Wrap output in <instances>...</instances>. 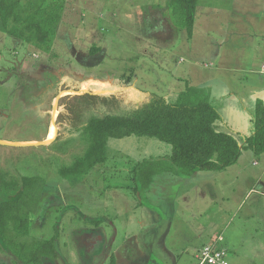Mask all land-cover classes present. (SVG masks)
<instances>
[{"label": "rangeland", "instance_id": "rangeland-1", "mask_svg": "<svg viewBox=\"0 0 264 264\" xmlns=\"http://www.w3.org/2000/svg\"><path fill=\"white\" fill-rule=\"evenodd\" d=\"M62 1L63 16L49 52L0 30V140L39 142L47 139L51 125L55 130L51 140L55 139L48 144L0 147V170L29 180L33 189L41 188L38 209L28 216L32 220L28 238L44 242L56 235L57 260L81 264L83 249L72 240L74 232L104 227L112 236L115 228L122 233L126 222L137 228L141 209L136 204L169 211L174 203L168 242L176 247L192 244L178 264H197L198 248L209 242L205 237L213 236L230 262L264 264V234L252 233L250 224L243 226L237 219L223 226L218 221L226 219L221 211L234 209L236 195H241L261 159L250 150H242L224 170L199 171L193 178H184L173 170L164 171L159 160L170 153L169 144L131 135L108 139L106 162L86 174L71 180L60 173L85 150L77 127L91 114L121 113L151 96L172 102L187 84L201 85L211 75L223 77L230 89L256 83L263 77L257 70L264 62V0H221L217 6L224 19H205L203 1L198 0L191 37L171 16L168 0ZM245 11L251 12L249 19L234 16ZM28 76L53 81L41 97L43 102L37 94L29 96L24 86ZM126 78L130 83L125 84ZM212 104L218 106V100ZM234 137L240 143L244 138ZM148 172L153 174L151 179L145 176ZM206 181L212 186L200 194ZM31 196H26L27 204L33 201ZM175 238L178 241L171 243ZM89 244L94 248V242ZM0 264H20L1 241Z\"/></svg>", "mask_w": 264, "mask_h": 264}, {"label": "trees", "instance_id": "trees-1", "mask_svg": "<svg viewBox=\"0 0 264 264\" xmlns=\"http://www.w3.org/2000/svg\"><path fill=\"white\" fill-rule=\"evenodd\" d=\"M197 3L198 0L167 1L171 16L186 29L189 37L195 25ZM64 8L62 0H0V30L37 50L49 52ZM128 83L130 79L126 78L125 84ZM219 121L220 114L210 100L208 89L191 84H187L172 102L151 96L137 107L121 113L91 114L77 127L86 142L85 150L69 165L61 167V176L72 180L105 163L108 139L131 135L169 144L170 153L159 160L163 162L164 171L173 170L183 176L224 170L237 161L242 150L257 155L264 153V98L255 103L253 131L241 145L234 135L218 129ZM152 175L151 172L145 174L148 179ZM138 180L142 183L140 177ZM28 181L0 170V241L20 264L56 261V235L44 242L28 238L32 222L28 216L38 209L41 190L31 188L33 183ZM133 191L139 192L137 187ZM29 194L32 195L31 204L26 200Z\"/></svg>", "mask_w": 264, "mask_h": 264}, {"label": "crops", "instance_id": "crops-1", "mask_svg": "<svg viewBox=\"0 0 264 264\" xmlns=\"http://www.w3.org/2000/svg\"><path fill=\"white\" fill-rule=\"evenodd\" d=\"M202 1L203 3L201 5V11L203 12V17L205 19H224L223 10H218L217 6V3H220L221 0ZM219 6L222 7L220 4ZM248 12L250 11H245V13L242 12L239 15L234 13V16H236V19H249ZM252 13H255V11ZM230 16H232L231 13ZM262 46L264 48V44ZM263 64L264 62L260 63L258 66L259 69L257 70L259 75H262L263 77H260L256 83H249L242 86L241 89L235 85H232L230 89L229 84H226V81L223 77H218L215 75L208 76L207 80L203 81V84L198 85L208 89L211 102L218 100V106H214L220 114V121L217 125L218 128L234 136L239 135L240 137H244L242 138V142L244 141L245 137L250 135L253 131L252 112L255 103L257 100L264 98ZM224 69L222 70L226 71ZM233 86L235 89H233ZM244 89L248 91L247 95L243 94ZM175 98H173L172 101H174ZM242 142L240 143L238 141L240 145ZM259 155L261 159L255 164L256 168L254 169L253 173L248 176V180L246 181L247 186L243 190H240L241 195L237 194L234 199V209L230 213L226 212L227 210L220 212L222 217L226 216L225 220H220L218 218V221L222 226L228 225L230 220L237 219L243 226L248 227L250 224L252 233L264 234V153ZM196 173L197 172L184 178H193ZM202 186L203 188L201 189L200 194H205L206 190L211 188L212 183L210 181H206L202 184ZM116 194L117 193H112L113 196ZM136 207L141 209V218L137 220L136 229L132 227V223L128 222L122 225V233H119V229L115 228V230L112 232V236L106 234L107 231L104 227H94L90 229L95 232L102 231L100 230L102 228L105 229L104 234L101 235V240L103 241V245H106L107 249L104 250L101 248V250L97 253L96 251L93 252V254L89 256V259L85 257L84 246L86 245V242L92 239V235L89 232H82L80 230L76 231L77 233L74 232L72 240L77 242L79 249H83V251L79 253L81 264L179 263L180 256L184 254V252L187 250V247L191 246L192 244H184L182 246L180 245L179 247H176L172 246L168 242V236L172 232L173 225L169 223L175 218L174 213H176L174 203L173 209L169 211L157 206L154 208L145 207L142 204H136ZM170 207L172 208V206ZM145 212L149 214V217L146 216ZM232 213L233 217H230ZM116 217L117 216L115 215V218ZM145 217L146 221L144 220ZM106 220L107 219H105V221ZM109 220L114 222L112 218H109ZM227 220H229V222ZM94 221L91 222L94 223ZM130 221H132V216H130ZM215 224H217L216 221ZM213 237H205V239H207L206 241H208V239L210 240L208 243H202L198 248L197 253L204 245L209 244L212 241L216 242L217 240H215ZM177 238L180 241L182 240L178 234ZM177 238H175L173 242L170 240L171 243L175 244L178 241ZM217 246H220L219 241H217ZM255 246L256 244L253 245V247ZM233 247H236V244H233ZM234 253H236V258L240 263H245L243 259L240 258L239 253ZM227 260L229 264H236L233 260H231V262L229 259ZM45 264H56V261H45ZM62 264H68V262H63Z\"/></svg>", "mask_w": 264, "mask_h": 264}, {"label": "flooded vegetation", "instance_id": "flooded-vegetation-1", "mask_svg": "<svg viewBox=\"0 0 264 264\" xmlns=\"http://www.w3.org/2000/svg\"><path fill=\"white\" fill-rule=\"evenodd\" d=\"M44 74L46 75V73H43V75ZM31 79H32V76L31 77L28 76L27 79H25L26 80V81H24L25 89H27L28 94L31 92V94L29 96H33L34 94H37L40 97L39 102H43L42 98H45V97H42V96H46V94L49 91L48 89H50V87L53 86L52 85L53 81L49 77H46L44 79V81L43 80L42 81L31 80ZM24 93H26V92L23 91L22 94H24ZM89 233L92 235V239L90 241L86 242V245L84 246V254H85V257H87L88 259H89V256L91 254H93V252L96 251V253H97L98 251H100L102 248L101 245L103 244L102 243L103 241L101 240V236L99 235L100 232H95L93 230H90ZM98 241H101V244H97ZM92 242L95 243L94 248H92V246H90V244H89ZM105 249H106V246H104V250ZM57 259H58V257H57ZM57 259H56V264H62L63 263V261H58Z\"/></svg>", "mask_w": 264, "mask_h": 264}, {"label": "built area", "instance_id": "built-area-1", "mask_svg": "<svg viewBox=\"0 0 264 264\" xmlns=\"http://www.w3.org/2000/svg\"><path fill=\"white\" fill-rule=\"evenodd\" d=\"M196 258L197 264H228L227 252L217 246V241L204 245L196 254Z\"/></svg>", "mask_w": 264, "mask_h": 264}, {"label": "water", "instance_id": "water-1", "mask_svg": "<svg viewBox=\"0 0 264 264\" xmlns=\"http://www.w3.org/2000/svg\"><path fill=\"white\" fill-rule=\"evenodd\" d=\"M54 139H55V137H54ZM53 139V140H54ZM49 139H46V140H44V141H27V142H22V143H17V142H11V143H6V142H3L2 140H0V144L1 145H14V146H22V145H26V146H29V145H41V144H48V143H50L51 141H53V140H49Z\"/></svg>", "mask_w": 264, "mask_h": 264}, {"label": "bare ground", "instance_id": "bare-ground-1", "mask_svg": "<svg viewBox=\"0 0 264 264\" xmlns=\"http://www.w3.org/2000/svg\"><path fill=\"white\" fill-rule=\"evenodd\" d=\"M80 93V92H79ZM56 106V105H55ZM55 125V124H54ZM54 126L53 125H51V127L49 128V133H48V136H47V139H51L52 138V136H53V133H54ZM48 140V141H49Z\"/></svg>", "mask_w": 264, "mask_h": 264}]
</instances>
